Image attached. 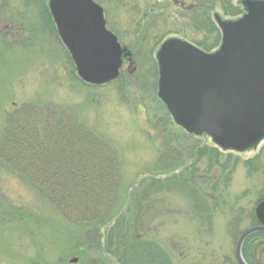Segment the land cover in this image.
<instances>
[{
  "label": "rangeland",
  "instance_id": "obj_1",
  "mask_svg": "<svg viewBox=\"0 0 264 264\" xmlns=\"http://www.w3.org/2000/svg\"><path fill=\"white\" fill-rule=\"evenodd\" d=\"M50 1L0 0V138L26 104L72 115L118 154L119 229L158 245L171 264H237L239 232L254 226L264 199V142L233 153L189 136L157 96L155 55L172 37L214 51L221 38L210 32L214 14L235 19L245 0H177L185 9L173 0H95L136 68L101 87L78 76ZM3 167L0 264H120L107 242L115 220L88 233Z\"/></svg>",
  "mask_w": 264,
  "mask_h": 264
},
{
  "label": "water",
  "instance_id": "obj_2",
  "mask_svg": "<svg viewBox=\"0 0 264 264\" xmlns=\"http://www.w3.org/2000/svg\"><path fill=\"white\" fill-rule=\"evenodd\" d=\"M243 4L248 15L237 22L226 23L215 15L224 41L218 53L208 55L172 39L158 54V96L176 124L190 133H207L224 151L244 152L264 139V1ZM50 9L80 78L95 85L116 80L126 49L106 28L103 8L93 0H51ZM93 11L98 14L96 41L80 24ZM102 48L110 52L109 69L100 66ZM256 217L261 226L248 229L237 242L239 264H247L242 254L246 239L264 232V200L256 208Z\"/></svg>",
  "mask_w": 264,
  "mask_h": 264
},
{
  "label": "trees",
  "instance_id": "obj_3",
  "mask_svg": "<svg viewBox=\"0 0 264 264\" xmlns=\"http://www.w3.org/2000/svg\"><path fill=\"white\" fill-rule=\"evenodd\" d=\"M211 25L210 32L219 31ZM213 153L222 155L217 149ZM0 161L2 169L27 182L68 222L88 233L115 220L107 242L120 264H171L158 245L145 244L143 237L119 229L125 217L114 215L121 201L118 154L72 115L48 113L28 104L16 109L0 138ZM252 219L257 225L255 214ZM258 235L263 234L247 241ZM91 264L98 263L93 259Z\"/></svg>",
  "mask_w": 264,
  "mask_h": 264
},
{
  "label": "flooded vegetation",
  "instance_id": "obj_4",
  "mask_svg": "<svg viewBox=\"0 0 264 264\" xmlns=\"http://www.w3.org/2000/svg\"><path fill=\"white\" fill-rule=\"evenodd\" d=\"M173 2H174L175 5L183 8V9L186 8V3L185 2L179 3L177 0H173ZM49 9H50V3H49ZM50 12H51V9H50ZM51 15H52V12H51ZM245 15H248V12H247V9H246L245 5L243 4V11H242L241 15H239L238 17L236 16L235 19H224L221 16H220V18H221V20L223 22H226V23H234V22L239 21L240 19H243ZM104 18H105V21H106V28L111 31V29H110V27L108 25V22L106 20V12H105V10H104ZM52 19H53V23H54V25L56 27V30H57L58 38L61 40L62 44L67 49L66 44L64 43L63 39L61 38V35L59 33V30H58V27H57V25L55 23V20L53 18V15H52ZM97 19H98V14H97L96 11H93L91 13H87L84 16L82 22L80 23L83 27H85L87 30H89V36H90V38L93 39V40H95V41H96V34L98 32V27H97L98 20ZM214 20L216 22L215 15H214ZM216 25H217L218 30H220L221 38L219 39V44L217 46L218 48H216L212 52L211 51H207L205 49V46H199V45L197 46V45H195L193 43H190V42H188V41H186V40H184L182 38H179V37L168 38L164 42L161 43V45H160V47H159V49H158V51H157V53L155 55V65H156V70H157L156 71V79H157V88H158L157 96H158V93H159V85H160V80H161V68H160V61H159V58H158V54L161 51L163 45L168 40L179 39V40H182V41H185V42L191 44L192 46L196 47L197 49H199L200 51H202V52H204V53H206L208 55H213L215 53H218L222 49V46H223V43H224V41H223V32H222L220 26L217 24V22H216ZM118 40H119V38H118ZM102 44L103 43H101L99 45L102 46ZM120 44H121L122 49H126L125 53L128 54V55L124 54L122 56V65H121L120 70H119L120 71L119 77L116 80L109 81V82H106V83L101 84V85H95V84L89 83L90 85H92L93 87L106 86V85L111 84V83L119 82L124 75L131 76L130 74L133 73L132 70L134 68L133 67V65H134L133 64L134 63V61H133V52L127 46L123 45L121 42H120ZM102 49L105 51V55H104L103 59L100 61V66L103 67L104 69H109L112 66V59H111V56H110V52L108 50L106 51L105 48H102ZM67 51H68V49H67ZM71 60L73 61L72 57H71ZM73 63H74V61H73ZM74 65H75V63H74ZM75 67H76V65H75ZM135 69L136 68H134V70ZM76 72L78 74L77 67H76ZM78 76H79V74H78ZM158 98H159V96H158ZM170 115H171V118L173 119L174 123L176 124L175 119H174V117L172 116L171 113H170ZM179 127H181V126H179ZM181 128L189 136H191V137H195L197 139H199V138L210 139L217 149H220L221 151L224 152V150L222 148H220L218 145H216L214 143L212 137L209 136L207 133H202V134H199L198 135L196 133H190V132H188L183 127H181ZM262 141L264 142V139ZM261 145H259V146H261ZM254 148H252V149H254ZM248 150H250V149H248ZM248 150H246V151H248ZM228 151H233V150H228ZM246 151H244V152H246ZM233 152H237V151H233ZM255 216H256V213H255ZM256 219H257V217H256ZM257 222H258V224L252 226L251 228L261 226L260 223H259V221H258V219H257ZM247 230H245V231H247ZM245 231L239 232L240 234L238 235L237 242H238L239 238L241 237V235ZM257 234H263V235H258L257 237L252 238L250 241H247L252 236L251 235L250 237H248L246 239V241H245V243L243 245L242 254H243V257H244V259H245V261H246L247 264H264V232L257 233ZM236 245H237V243H236ZM235 259L237 261V258H236V247H235ZM237 264H239L238 261H237Z\"/></svg>",
  "mask_w": 264,
  "mask_h": 264
}]
</instances>
